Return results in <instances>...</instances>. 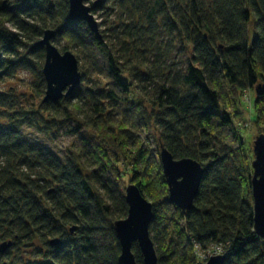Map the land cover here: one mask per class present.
<instances>
[{
    "label": "trees",
    "instance_id": "16d2710c",
    "mask_svg": "<svg viewBox=\"0 0 264 264\" xmlns=\"http://www.w3.org/2000/svg\"><path fill=\"white\" fill-rule=\"evenodd\" d=\"M112 1L119 24L97 37L83 21L68 19L67 0H0V78L24 68L44 94V49L36 43L53 30V45L81 63V82L71 96L43 102L42 114L58 125L55 119L72 118L82 105L91 112L82 118L86 133L62 158L22 136L23 126H38L30 111L0 114V246L9 251L0 259L9 258L11 245H28L36 255L22 264H117L113 224L128 209L118 151L126 148L134 153L132 184L152 204L148 231L158 264H196L194 243L215 246L223 264H264V240L253 230L252 168L242 145L231 147L241 142L226 112L253 91V122L264 135V0ZM162 33L170 38L164 48L184 54L182 66L158 63ZM85 66L97 76L91 87ZM135 93L150 103L149 113L135 107ZM7 103L0 93V107ZM149 124L174 159L204 168L185 213L168 201L161 164L136 136ZM53 239L61 243L51 245ZM131 250L142 264L136 243Z\"/></svg>",
    "mask_w": 264,
    "mask_h": 264
},
{
    "label": "water",
    "instance_id": "95a60500",
    "mask_svg": "<svg viewBox=\"0 0 264 264\" xmlns=\"http://www.w3.org/2000/svg\"><path fill=\"white\" fill-rule=\"evenodd\" d=\"M67 2L68 19L83 21L92 33L100 37L98 23L91 13V8L84 4V0H67ZM53 34V30L44 31L42 39L36 43L44 49L42 67L46 84L44 102H56L63 97L71 96L81 82V73L75 55L70 51L61 53L51 42ZM256 92L259 93V87H256ZM253 156L250 177L253 230L264 240V135L262 134L256 136L253 141ZM159 159L167 185L168 201L185 213L193 207L204 168L191 158L174 159L163 145L160 146ZM124 192L128 206L127 215L113 224L120 247L117 264H137L131 250L133 243L138 246L142 264H158L148 231L152 219V204L141 195L135 184L127 185ZM60 243L59 239L50 241L51 245ZM5 247V244H1L0 251ZM224 261L225 255L218 254L209 257L205 263L198 264H223Z\"/></svg>",
    "mask_w": 264,
    "mask_h": 264
},
{
    "label": "rangeland",
    "instance_id": "374dc122",
    "mask_svg": "<svg viewBox=\"0 0 264 264\" xmlns=\"http://www.w3.org/2000/svg\"><path fill=\"white\" fill-rule=\"evenodd\" d=\"M84 4L90 7L92 11L93 9H96L94 10V12H91L93 13L95 21L98 24H101V26H99V31L110 28L112 24H119L118 19L120 17V11L117 12L115 9L112 11L110 10L111 6H113L112 0L106 2V4L103 2V0H84ZM41 39L42 37H39L37 39V42ZM168 41H170V38L164 33H162L155 39V42H159V44L162 43V47L164 46V43ZM20 52L22 53L23 50ZM153 56L154 54L150 57L148 55V60L153 59ZM86 61L88 62V60ZM159 61L161 63H159ZM183 61L184 54L179 53L176 49H170L166 46L161 53L158 63L161 64L163 69L167 68L168 66H170L171 68H178L183 65ZM78 66L80 67L81 63H79ZM84 71L86 72L85 79H87L88 83L85 79L83 80L85 83H87L86 85L88 87H91L97 80V76L94 74H89V72H87V66H85ZM125 80L128 83L130 82L127 75H125ZM36 83V76L31 71L25 70L24 68H17L11 78H0V93L6 95L8 101L7 105H5L4 107H0V114L3 115V117H12L13 115H15V112H19L21 109L30 111V115H33L34 118L37 119L38 126H36L35 128L27 125L23 126L21 128L22 136L33 145L39 148L47 149L51 153L55 154L58 158H62L67 152L68 148H71V146H77L79 144L78 136L81 133H86L85 127L81 126V123L83 122L82 118L84 116H90L91 112L88 111L86 105H82L81 109H78L79 113L77 115L76 113L73 114L72 118L70 119H55V121H60L57 122L61 123L58 125L56 123H52V120L47 117V114H42L44 94H39V89L36 87ZM148 91L149 90L147 89L144 92L146 98L147 96L150 97L152 95L151 92ZM131 99H134L133 101H136V99H139V97L135 93L131 95ZM253 100L254 92H245L239 95L238 105L236 109H234L232 106H226V112L232 119L233 127L237 131V138L241 142V144L239 145H236L233 142L231 147L234 149L237 147L236 149L238 150V147L242 145V148H239V151L241 152V154H243L244 157L248 158L250 165L254 157L253 141L255 140L256 136L260 134L253 122ZM71 101H73V99H71ZM138 101L139 103H137L135 107L139 110L141 109V107H143V111L149 113L151 110V107L149 106L150 103H147L145 99H139ZM136 112V118H138L140 112ZM41 115H43V122L40 120ZM122 120L123 118H121V121ZM0 121L5 120H3V118H0ZM136 134V136H138L139 139L144 143V150H146L152 156L153 164H161L159 159L161 142L159 135L155 131L154 127L149 124L147 127H144L142 130L138 131V133L136 132ZM123 149L121 151H118L119 163L117 164V166L122 174L126 173L124 180V187L126 188L127 185L134 183L135 181L130 179V174L132 172L129 173V171H131V164L130 162H128V160L133 158L134 153L129 149ZM151 168L152 170H154V167L152 165ZM180 223L183 224L182 221ZM7 246L2 251V254L5 253V251L9 252L8 250H6ZM9 249H12V253L11 255H9L10 259H0V261L6 262L2 264H7L9 263V261L10 264H22V262L34 259V256L36 255L33 252L34 249L29 247L28 245H22L19 248L18 245H11ZM214 250L215 246H211L206 250H202L197 244L194 243L196 264L205 263L203 260L204 256L209 258L211 256L220 254V252L216 253ZM12 259H15V261H12L11 263Z\"/></svg>",
    "mask_w": 264,
    "mask_h": 264
},
{
    "label": "built area",
    "instance_id": "2783aa9c",
    "mask_svg": "<svg viewBox=\"0 0 264 264\" xmlns=\"http://www.w3.org/2000/svg\"><path fill=\"white\" fill-rule=\"evenodd\" d=\"M207 259H208V257H205V256L203 257L204 262H206Z\"/></svg>",
    "mask_w": 264,
    "mask_h": 264
}]
</instances>
